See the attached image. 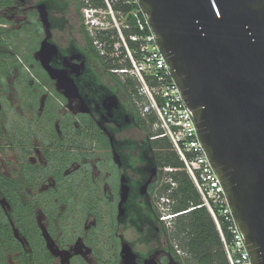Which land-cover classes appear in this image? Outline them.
Listing matches in <instances>:
<instances>
[{
    "label": "flooded vegetation",
    "instance_id": "1",
    "mask_svg": "<svg viewBox=\"0 0 264 264\" xmlns=\"http://www.w3.org/2000/svg\"><path fill=\"white\" fill-rule=\"evenodd\" d=\"M76 6L0 0V260L185 264L139 86Z\"/></svg>",
    "mask_w": 264,
    "mask_h": 264
},
{
    "label": "water",
    "instance_id": "2",
    "mask_svg": "<svg viewBox=\"0 0 264 264\" xmlns=\"http://www.w3.org/2000/svg\"><path fill=\"white\" fill-rule=\"evenodd\" d=\"M264 264V0H139Z\"/></svg>",
    "mask_w": 264,
    "mask_h": 264
},
{
    "label": "built area",
    "instance_id": "3",
    "mask_svg": "<svg viewBox=\"0 0 264 264\" xmlns=\"http://www.w3.org/2000/svg\"><path fill=\"white\" fill-rule=\"evenodd\" d=\"M122 2L130 9L116 11L113 8L114 1L105 0L106 11L112 17L110 25L93 16L99 13L102 9L100 7L85 6L84 15L98 30H117L116 43L124 52L126 64L116 66L113 71L137 81L142 97V111L147 118L150 115L156 116L154 129L163 131L160 137L170 138L185 163L187 172L217 225L228 263L254 264L226 189L200 139L194 114L188 108L172 69L160 49L147 14L139 0ZM131 29L134 31L126 34L125 30ZM166 170L172 171L173 168L166 167ZM172 186H176V183L172 182ZM167 203H172L170 198H167ZM174 215L164 214L162 219H172Z\"/></svg>",
    "mask_w": 264,
    "mask_h": 264
},
{
    "label": "trees",
    "instance_id": "4",
    "mask_svg": "<svg viewBox=\"0 0 264 264\" xmlns=\"http://www.w3.org/2000/svg\"><path fill=\"white\" fill-rule=\"evenodd\" d=\"M111 1H114L113 8L116 11L130 9L128 5L123 4L122 0ZM76 3L79 13L85 6L107 9L105 0H88V2L76 0ZM66 4H68V1H66ZM131 31H134V29L125 30L126 34ZM95 38L99 42L113 45L117 40V30L109 28L98 31L95 37L91 36L92 43ZM97 58L103 68L107 69L109 67L104 62L106 57L101 55L100 51ZM127 84L134 85L131 80H128ZM155 120L156 116L150 115L148 118L146 117L145 124L153 136L152 146L159 153L161 165L173 168L172 171L165 173L167 180L162 185L161 195L166 194L172 201L170 205L166 203L171 211L170 214H176L173 217L175 220L171 231L176 244L185 252V264H229L213 216L204 204L199 190L187 172L185 163L180 158L170 138L167 136L160 137L159 135L163 131L154 129ZM172 182H175L176 186H172Z\"/></svg>",
    "mask_w": 264,
    "mask_h": 264
},
{
    "label": "rangeland",
    "instance_id": "5",
    "mask_svg": "<svg viewBox=\"0 0 264 264\" xmlns=\"http://www.w3.org/2000/svg\"><path fill=\"white\" fill-rule=\"evenodd\" d=\"M84 9V8H83ZM81 10L83 16H84V19H85V22L88 26V29L89 31L91 32V34L93 36H96L98 31H101V30H98L96 26H94L93 24H90L89 23V20H88V17L86 18V16L84 15V10ZM100 20H102L104 23H106L107 25H110L109 23H111L112 21V17L108 14V12L105 10V9H100L99 11V17H98ZM96 45H97V48L99 50H101V53L102 54H105L107 55L105 58V63L109 64V65H118L119 67H122L126 64V57L124 55V52H122V49L120 48V45L117 44L116 42L112 45L113 48L110 49V44H106L104 42H96ZM114 49V50H113ZM111 57H115V63H113ZM110 59H111V62H110ZM122 79V77H121ZM133 79V78H132ZM134 80V79H133ZM134 84H137V81H135ZM154 131V130H153ZM162 131V130H160ZM165 173L167 172L166 170V167L164 169ZM167 175L165 174L164 178H163V182H165L167 180ZM167 198L168 196L166 194L162 195V198H161V204H162V211H163V215L164 214H168L170 213V209H168L169 207L166 205L167 203ZM175 219H168L169 221V224H170V229H172V225H173V221ZM2 250H0V255L3 257L4 256V252H1ZM3 254V255H2ZM0 264H8L7 262H5L4 260H0Z\"/></svg>",
    "mask_w": 264,
    "mask_h": 264
},
{
    "label": "clouds",
    "instance_id": "6",
    "mask_svg": "<svg viewBox=\"0 0 264 264\" xmlns=\"http://www.w3.org/2000/svg\"><path fill=\"white\" fill-rule=\"evenodd\" d=\"M93 16H94L95 18H97V17H99V13H94Z\"/></svg>",
    "mask_w": 264,
    "mask_h": 264
}]
</instances>
